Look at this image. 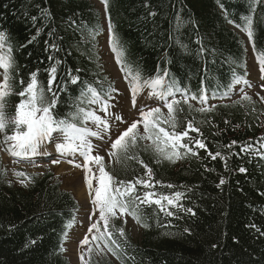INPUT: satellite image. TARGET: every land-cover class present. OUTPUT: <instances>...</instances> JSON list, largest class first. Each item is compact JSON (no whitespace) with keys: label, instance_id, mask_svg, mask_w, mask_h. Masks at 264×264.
<instances>
[{"label":"trees","instance_id":"obj_1","mask_svg":"<svg viewBox=\"0 0 264 264\" xmlns=\"http://www.w3.org/2000/svg\"><path fill=\"white\" fill-rule=\"evenodd\" d=\"M145 3L148 8H145ZM251 6L252 0H219V3L217 0H109L106 10L102 0H0V31L8 35L14 60V68L10 71L11 94L6 98L9 116L15 113L19 103L21 78L27 81L29 72L39 69L38 80L45 88L47 86L45 69L50 64L48 56L52 53L45 50V41L51 43L48 32L53 27L59 36L64 37L62 51L56 53L64 61L57 82L67 68L73 72L76 68L82 69V81L94 80V74L100 71L114 82L104 69L100 47V38L105 32L109 44V16L115 32L127 48L129 59L134 66L139 65L146 76L154 75L158 68L167 67L181 86L189 87L192 92L199 93L203 81L209 95L213 90L224 91L233 80V69L248 81V84L235 85L229 98H210L208 104L217 105L213 113L206 114L211 117L212 126L199 125L208 150L212 152L221 150L220 146L231 141L238 142L231 150H223L225 154L231 153L227 171L221 158L212 160L204 150H200L199 158L189 156L176 164L164 162L157 165L150 152L137 148L141 158L153 169L156 179L175 185L195 186V194L190 193L183 203L185 207H194L196 216L179 213L176 217H165L157 214L160 225H171L166 228L157 226L154 205L144 207L150 228L142 227L129 216L138 225L137 239L127 224L123 225V219L116 220L118 227H125L131 245L128 254L135 257V264H264V235H261L264 233V195H261L264 193V159L241 151V146L246 144L255 148L264 144V102L259 99L261 95L257 97L247 93L252 97L253 102L250 103L241 101L240 92L241 88L254 81L249 54L259 71L256 55L258 51H264V3L255 12V50L252 42L249 41L248 45L242 36L247 35L242 30L243 17L250 14ZM41 9L50 10L51 22L41 18ZM149 11L158 14L151 17ZM177 13L182 20L195 21L196 26L182 25L178 33L180 40L188 45L187 50H182L175 39L169 37V33L174 31ZM32 16L37 17L35 25L30 19ZM69 18L75 19L77 24L83 22L89 28L97 24L103 27V32L96 37L95 48L86 40L81 41L80 33L69 28ZM229 20L234 23H229ZM44 23H48V27L35 41L28 43ZM198 36L203 38L205 48L215 49L206 53L204 59L196 53ZM89 49L99 54L102 69L96 67L94 59H89ZM233 60L236 64L246 61V70L233 64ZM205 62L209 79L204 78ZM0 81H3L2 70ZM79 88V85H70L69 92L61 95L62 103L57 108L61 114L68 110L70 96L78 95ZM148 91L145 89L143 93ZM237 101L241 103H235ZM191 103L194 107L201 106L196 101ZM151 106H160L167 114L162 104L153 103ZM191 115L197 120L205 118L195 112ZM225 120L229 123L225 124ZM139 131L143 133V126ZM144 143L150 144L148 141ZM0 146L4 151V145ZM134 166L137 173H143L142 168ZM205 166L210 170L206 171ZM240 167L246 168L247 172L240 173ZM4 170L7 175H0V264H72L65 251L59 252V247L62 244L65 249L67 240H61L63 225L72 214L77 218L78 199L62 189L53 169H45L44 173L28 172L35 180L27 187L10 179L9 171L0 158V172ZM106 170L118 179L130 178L116 162L106 165ZM220 177L226 179V184L218 189L216 185ZM156 190L174 191L166 188ZM185 228L191 234L185 233ZM32 240L36 243L32 244ZM89 240L93 251L85 255L88 264H115L109 258L113 255L106 248L103 251L96 248L98 242L91 241V235ZM99 243L103 248V243ZM214 243L218 245L215 249L211 247ZM87 248L88 245L81 248L79 243V258ZM123 264H132V261L125 258Z\"/></svg>","mask_w":264,"mask_h":264},{"label":"snow or ice","instance_id":"obj_2","mask_svg":"<svg viewBox=\"0 0 264 264\" xmlns=\"http://www.w3.org/2000/svg\"><path fill=\"white\" fill-rule=\"evenodd\" d=\"M102 2L107 10L109 0H102ZM262 3L264 0H252L250 14L243 17L242 30L252 42L254 50L256 47L254 41L255 12ZM144 6L145 8L149 7L147 3ZM220 7L223 8V4H220ZM157 14L156 11L148 13L151 17H156ZM41 18L47 22L53 20L49 9H41ZM30 19L35 25L37 17L32 16ZM225 19H227V15H225ZM228 22L234 23L231 20ZM67 24L71 30L80 33L81 41L86 40L92 45V48H95L96 37L103 32L102 26L97 24L89 28L83 22L77 24L76 20L72 18L68 19ZM188 24L196 26L195 21L182 20L177 13L174 31L169 33L170 39H175L182 50H187L188 45L180 40L178 33L182 25ZM45 27H48V23L38 27L28 43L35 41ZM237 27L241 26L237 25ZM108 30L110 49L115 55L123 79L128 84L131 107L136 110L139 118L129 122L122 114L113 111L119 103L116 98L122 93L116 88L114 82L107 76H103L100 71L94 74V80L82 81L80 76L82 69L76 68L73 72L71 68H67L57 82L58 72L64 61L57 57L56 53L62 51L64 37L58 35L55 27L48 32L51 43L45 41V50L52 53L48 56L50 64L45 69L48 77L46 88L38 80L39 69L29 72L27 81L21 78L19 80L21 86L18 93L19 103L16 105L15 113L9 116L6 112V98L11 94L10 71L14 68V60L8 35L6 32L0 31V70L3 72V81H0V144H3L4 151L13 157L36 155L42 146L50 143L54 145L59 154L73 157L68 163L73 164L75 168L83 169L92 204V209L88 213L87 234L80 241L81 248L88 245L86 252H82L80 255L82 264H88L85 255H90L93 251L89 235H91V241L98 242L96 248L100 251L106 248L108 252L121 260V264L125 258L135 264V257L128 254V248L131 245L123 226L127 224V217L130 216L137 224L147 229L151 227V224L144 213V207L154 205L153 215L157 217V226L166 228L171 225H160L157 214H163L165 217H176L179 213L196 216L194 207H185L183 203L190 193L195 194V186L175 185L156 179L153 169L141 158L137 148L150 152L157 165L164 162L176 164L189 156L199 158L200 150H204L212 160L221 158L227 171V160L231 153L225 154L223 150H231L238 142L231 141L220 146L221 150L212 152L208 150L206 139L199 125L212 126V119L206 114L213 113L217 105H209L210 98H229L235 85L248 84V81L233 69V80L228 83L224 91L213 90L209 95V90L203 85V81L199 93L192 92L189 87L181 86L179 80L167 67L158 68L154 75L146 76L139 65L134 66L129 59L127 48L115 32L110 16L108 17ZM195 43L199 45L196 53L202 59L205 58L206 53L215 51V49L204 47L202 37L198 36ZM21 46L23 47V45ZM76 47L78 48L79 44ZM87 54L90 60L96 61V67L102 69L99 54L94 53L91 49ZM68 55H71V52H68ZM256 59L259 71L264 73V51H258ZM167 62L171 63L170 60ZM232 63L236 64V61L233 60ZM236 66L246 70V61H242ZM203 73L205 79L210 78L206 62ZM70 85H79V94L70 96L67 104L68 110L61 114L57 110L58 105L62 103L61 95L69 92ZM218 87L220 86L218 85ZM259 87L264 89V84ZM145 89L149 90L145 102L137 107V97ZM240 92L242 93L241 101L253 102L252 97L243 88L240 89ZM257 95L259 94L257 93ZM259 99L264 102V96H260ZM191 101H196L201 106L194 107ZM241 101L235 103H241ZM153 103L162 104L167 109V114L164 113L162 107L151 106ZM224 106L227 107V105ZM253 111H255L254 108ZM98 112L103 115H99ZM193 112L205 118L197 120L195 116L191 115ZM224 122L225 124L229 123L227 120ZM89 124L93 127H89ZM119 125H127V127L121 131ZM141 125L143 133L139 131ZM190 133L197 135L192 136ZM114 134L115 139H113ZM93 138L109 144L105 150L110 158L109 163L113 161L118 163L121 170L130 178L118 179L112 172L106 170L105 156L100 154L101 147L93 143ZM145 141L150 144L144 143ZM241 151L250 152L264 159V144H261L260 148L246 144L241 146ZM76 157L81 158L82 162H76ZM134 165L142 168L143 173H137ZM114 170L112 169V171ZM205 170L209 171L210 169L205 166ZM239 172L246 173L247 169L240 167ZM0 175H7V171L0 172ZM14 175L24 187L35 180L34 176L25 171H15ZM225 184L226 179L220 177L216 187L221 189ZM157 188L174 191L165 193L157 191ZM75 211H79V208L77 207ZM92 217H96V219L93 220ZM118 219H123V225L119 227L115 223ZM76 223L77 218L75 214H72L63 225L62 241L67 240L69 231ZM184 232L191 234L188 228H185ZM168 234L165 233V235ZM99 242L103 243V248ZM234 242L238 243L235 238ZM31 243L35 244L36 241L32 240ZM211 247L215 249L218 245L214 243ZM64 251L66 249L61 244L59 252Z\"/></svg>","mask_w":264,"mask_h":264},{"label":"rangeland","instance_id":"obj_3","mask_svg":"<svg viewBox=\"0 0 264 264\" xmlns=\"http://www.w3.org/2000/svg\"><path fill=\"white\" fill-rule=\"evenodd\" d=\"M242 36L248 40L247 35L242 34ZM108 34H105L100 38V47L102 52V59L104 62V69L109 74V76L114 80L115 85L120 90L122 95L117 96L119 103L116 108L113 109L114 112L120 113L124 116L126 120L131 122L133 119H138V113L135 109L131 107L130 103V92L128 89V84L123 79V74L120 72L113 53L109 50L107 45ZM250 49V47H248ZM249 64L251 65V75L254 81L249 83V86L244 87V91L247 93H253L257 97L264 96V89H261L259 85L264 84V75L261 74L257 67L254 65V59L249 54ZM257 93L259 95H257ZM148 93H142L137 97V107H140L145 102V97ZM99 115L103 113L98 112ZM89 126H92L89 124ZM127 125H119L122 131ZM142 128V125L140 126ZM115 139V134L113 135ZM93 143L98 144L101 147L100 154L105 156V164L110 165V158L106 154V149L109 147L108 143H102L101 141L93 138ZM50 151V155L42 158H38L40 155L36 154L30 157H10L7 153L3 151L0 147V158L2 159L3 165L8 169L10 179L18 185H21L14 175L15 171H25L33 173H44L45 169H53L58 180L61 181V187L63 190L71 192L78 199L80 207L78 212V223L71 229L67 241L65 243L66 254L71 260L72 264H79L78 247L80 241L83 240L84 236L87 234L86 230L89 226L88 213L92 209L91 197L88 194L87 185L85 183V173L81 168H75L73 164L68 163L71 156H64L59 154L53 144H48L40 148L39 152ZM38 155V156H37ZM58 161V162H57ZM76 162H82L81 158L76 157ZM98 214V213H97ZM98 216V215H97ZM96 219V217H92ZM127 226L131 230L134 237L137 239L139 237L138 225L135 224L131 219L127 217ZM113 263H115L113 261ZM117 264V263H115Z\"/></svg>","mask_w":264,"mask_h":264},{"label":"bare ground","instance_id":"obj_4","mask_svg":"<svg viewBox=\"0 0 264 264\" xmlns=\"http://www.w3.org/2000/svg\"><path fill=\"white\" fill-rule=\"evenodd\" d=\"M246 40V42H247V39H245ZM50 151H45V152H39V154L38 155H40V156H44V157H47L48 155H50V153H49Z\"/></svg>","mask_w":264,"mask_h":264}]
</instances>
